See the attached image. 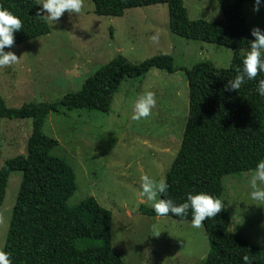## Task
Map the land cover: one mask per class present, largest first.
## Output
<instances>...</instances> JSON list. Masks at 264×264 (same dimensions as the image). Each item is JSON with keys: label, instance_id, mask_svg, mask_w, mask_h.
<instances>
[{"label": "rangeland", "instance_id": "374dc122", "mask_svg": "<svg viewBox=\"0 0 264 264\" xmlns=\"http://www.w3.org/2000/svg\"><path fill=\"white\" fill-rule=\"evenodd\" d=\"M182 2L190 20L224 17L217 0ZM253 3L242 7L246 23L250 30H264V6L253 11ZM46 21L49 33L10 49L18 61L0 67V94L9 108L54 102L77 92L119 55L133 64L157 55L172 57L173 72L151 68L141 77L124 78L107 111L50 112L42 131L58 141L50 154L74 169L76 190L67 204L93 197L111 211L112 247L126 264H205L209 243L203 224L194 228L191 220L141 214V205L152 207L140 196V177L165 180L179 150L189 104L185 70L202 61L228 68L234 50L173 34L168 6L162 3L128 8L114 17L97 15L92 0H82L80 13L65 12L55 23ZM157 33L159 42L153 44L150 37ZM146 90L156 94V107L148 118L132 120L133 101ZM31 132V118H0V167L6 159L25 154ZM250 171L224 175L221 200L230 212L228 229L264 249V202L249 196ZM21 178L19 170L8 177L0 209V247L5 245Z\"/></svg>", "mask_w": 264, "mask_h": 264}, {"label": "trees", "instance_id": "16d2710c", "mask_svg": "<svg viewBox=\"0 0 264 264\" xmlns=\"http://www.w3.org/2000/svg\"><path fill=\"white\" fill-rule=\"evenodd\" d=\"M254 0H217L223 12L218 21L190 20L182 0H92L94 13L121 16L128 8L166 4L169 28L186 39H198L234 50L228 68L202 61L185 70L189 90L187 120L179 150L165 174L167 195L177 204L187 192H206L221 199L224 175L254 169L264 158V96L257 94L264 73L246 80L241 88L227 91L228 79L241 68L239 49L253 39L244 18V3ZM0 7L17 15L22 29L14 32L18 44L49 33L38 0H0ZM151 68L173 72L170 55H157L130 63L119 55L90 75L81 90L54 102L24 104L9 108L0 94V118H31L32 132L25 154L6 159L0 167V209L11 171L22 173L3 250L11 264H126L112 247V213L93 197L73 206L68 198L76 190L73 167L50 154L58 141L43 133L50 112L73 109L107 111L113 94L124 78H138ZM223 204V203H222ZM141 214L155 217L153 208L141 205ZM178 220H191V211ZM230 212L224 206L202 224L209 243L205 264H264V249L228 229Z\"/></svg>", "mask_w": 264, "mask_h": 264}, {"label": "clouds", "instance_id": "9594fccd", "mask_svg": "<svg viewBox=\"0 0 264 264\" xmlns=\"http://www.w3.org/2000/svg\"><path fill=\"white\" fill-rule=\"evenodd\" d=\"M41 11L50 22H57L65 12L80 13L82 0H39ZM264 6V0H254L253 11H259ZM22 29L19 17L6 8L0 7V67L10 66L19 59L12 51H6L14 43V32ZM253 37L248 47L241 50L242 67L237 69L233 79H228L225 89L227 91L239 90L246 80L256 78L258 72L264 73V30L253 27L250 30ZM153 44L159 42V34L150 37ZM257 94L264 96V79L258 82ZM156 94L146 90L139 94L132 104L131 119L139 121L148 118L152 109L156 107ZM246 187L249 189L251 200L264 202V159L256 162L254 169L246 174ZM168 184L164 179L157 180L147 174L140 177V196L160 216L171 213L175 217H184L191 211V223L194 228L201 227L206 219L215 217L224 207L222 200L206 192H187L186 199L182 203H175L167 195ZM241 223V219L236 224ZM157 233L156 235H158ZM264 243V242H262ZM244 264H250L249 257L243 256ZM0 264H11L9 254L0 247Z\"/></svg>", "mask_w": 264, "mask_h": 264}]
</instances>
